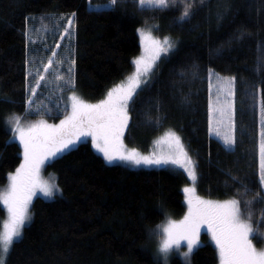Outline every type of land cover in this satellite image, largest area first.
I'll use <instances>...</instances> for the list:
<instances>
[{"label": "trees", "instance_id": "obj_1", "mask_svg": "<svg viewBox=\"0 0 264 264\" xmlns=\"http://www.w3.org/2000/svg\"><path fill=\"white\" fill-rule=\"evenodd\" d=\"M188 2L192 14L180 21L181 1L163 10H138L134 0H118L112 9L94 10L88 0H0V188L22 162L20 145L10 140L8 117L58 122L65 115L63 97H55L52 113L42 108L36 114L38 103L50 105L43 85L34 111L25 114L31 60L52 56L61 37L59 20L76 14L72 36L55 58L75 60L74 91L90 102L104 99L132 72L141 51L137 30L151 25L176 46L134 98L127 144L148 152L156 138L178 132L196 164L198 193L240 200L255 234L264 233L256 152L264 101V0ZM40 28L47 30L43 42L30 44L29 36ZM209 69L236 78L231 150L209 134ZM46 172L55 174L61 191L53 200H34L31 221L5 264H162L152 233L167 217L180 219L186 212L183 188L189 180L182 171L110 165L86 141L49 163ZM5 217L0 205V229ZM202 240L191 264H218L206 233ZM170 264L185 263L173 257Z\"/></svg>", "mask_w": 264, "mask_h": 264}, {"label": "snow or ice", "instance_id": "obj_2", "mask_svg": "<svg viewBox=\"0 0 264 264\" xmlns=\"http://www.w3.org/2000/svg\"><path fill=\"white\" fill-rule=\"evenodd\" d=\"M183 10L179 16L184 21L192 14L193 3L181 0ZM203 2V0H201ZM118 0H108L106 7L114 8ZM138 10L145 4L154 5L163 10L175 6L177 0H134ZM100 8V5L89 8ZM75 13L68 19V25L61 34L72 36L71 28L74 23ZM62 19V18H61ZM155 27V26H153ZM142 46V54L133 63L135 72L127 78V82H121L108 90L106 97L92 104L81 99L76 94L74 66L75 60H71L67 70V79L61 74L56 65H63V60H54L57 53L52 52L43 71L37 70L34 84L28 86L29 96L25 114L32 112L35 103L34 97L37 89L46 81V74H53L56 81H63L58 85L60 91L67 87L71 94L67 97L69 103L65 105L64 118L58 124H50L45 119H39L27 124L22 123L19 115H12L6 123L10 126L12 138L19 141L23 149V160L14 172L7 176L8 185L0 191V205L7 211V219L3 221L0 229V264H4V257L10 251L14 242L22 236L23 228L30 222V205L33 197L41 193L44 197L53 199L60 192L58 184L45 180L41 176V170L47 161L53 160L66 150L70 149L82 138H91V144L97 152L109 164L120 161L134 166L140 165H176L187 173L192 182L197 180L195 162L189 157L180 137L172 131L165 134L157 141L161 147L159 153L149 155L141 154L137 149H128L123 142L124 130L128 125V105L133 99L136 89L144 79L152 73L157 61L161 57H167L175 49V42L168 36L156 38L151 29L140 28L137 30ZM27 36L28 33L25 32ZM60 47L59 44L56 45ZM209 89L212 88L211 77L213 70H208ZM31 75V72L28 73ZM217 78V99L215 105L209 101V131L214 133L223 143L226 150H231L236 143L234 116L235 77ZM222 97V98H221ZM40 114V109H36ZM215 114V123L213 115ZM258 155V180L260 193H264V101L260 106V121L258 142L256 145ZM233 179H236L233 177ZM187 202V212L179 221L169 219L166 223L157 225L153 235L158 237L157 253L165 259L173 250H179L181 243L185 242L187 251L182 253L188 260L199 244L200 230L207 227L212 241L215 242L219 255V264H264V249L258 250L253 239L264 240V233L254 234L250 222L251 213L247 216L242 211L241 201L229 199L225 201H213L196 195L194 186L183 188ZM250 203V202H245Z\"/></svg>", "mask_w": 264, "mask_h": 264}, {"label": "rangeland", "instance_id": "obj_3", "mask_svg": "<svg viewBox=\"0 0 264 264\" xmlns=\"http://www.w3.org/2000/svg\"><path fill=\"white\" fill-rule=\"evenodd\" d=\"M180 1L181 0H177V3H180ZM89 3H91L93 6H95V5H100L101 7L100 8H95V7H93V8H90V9H94V10H100V9H107L108 7H106L107 6V4H108V0H88V6H89ZM176 3V4H177ZM171 7V6H170ZM144 8H155V6L154 5H150V4H145L144 5ZM157 9V8H156ZM68 19H69V17H67V18H62V19H60L59 21H61V23H62V29L60 30L61 31V34L63 33V31H64V27H66L67 25H68ZM141 28H144V29H151V31H152V34H153V36L154 37H156V38H160V37H158L156 34H155V32H154V29H153V27L151 26V25H145V26H142ZM52 32V31H51ZM71 32H72V28H71ZM47 33V30L46 29H39L35 34H32V35H30L29 36V43L30 44H38V43H42L43 42V35H45ZM139 34V33H138ZM66 38H69L67 35H65L64 36V38L62 39L61 37H60V40H59V42H58V44L61 46L62 45V43L64 44V42H65V39ZM139 39H140V37H139ZM140 44H141V42H140ZM59 49H60V47L59 48H57V47H55V52L56 53H58L59 52ZM52 54V53H51ZM142 54V46H141V51H140V54L138 55V56H140ZM137 56V57H138ZM51 57V56H50ZM136 57V58H137ZM49 58V57H48ZM48 58H46L45 60L43 59V58H41V57H37V58H33L31 61H32V64L30 65V69H29V72H31V75H29V79H30V82H29V86L30 85H32V84H34V77L36 76V74H37V70H39L40 72H42L43 71V64H46L47 63V61H48ZM136 58H134V60L136 59ZM162 58V57H161ZM53 59L54 60H60V59H56L55 57H53ZM61 60H63L64 61V63H63V65H56V64H54L53 65V67H55V68H57L58 69V71L61 73V74H63L64 75V78L65 79H67V75H68V73H67V70H68V68L70 67V62H71V59H68V58H61ZM133 60V61H134ZM160 61V60H159ZM159 61H157V64H158V62ZM156 64V65H157ZM156 67V66H155ZM154 67V68H155ZM154 70V69H153ZM135 72V64L133 63V69H132V72L122 81V82H127V78L129 77V76H131L133 73ZM153 72V71H152ZM213 73H214V75H212V77H211V83H212V88H211V90L209 89V98H211V101L213 102V105H215V102H216V99H217V88H216V84H217V78H216V75H215V73L216 72H214L213 71ZM219 74V73H218ZM49 75H51V77L50 78H46V81L45 82H42V85H43V91H45L47 94H48V97L50 98H48V101H49V103H50V105L47 103V102H45V101H43L42 103H38L39 104V109H42V108H44L45 109V111H48L49 113H52L53 111V109L55 108V107H53V105H55V104H58V101L55 99V97H58V98H60V97H63L64 99H65V102H66V104L67 103H69L68 102V100H67V97L71 94V92L70 91H67V89H63V91H60V89H59V87H58V85H63V81H56L55 80V78H54V75L53 74H51V73H49ZM219 76L220 77H233V76H228V75H222V74H219ZM150 77H151V73L147 76V77H145L144 79L146 80V83L150 80ZM210 82V81H209ZM146 83H141V85H140V87L139 88H137L136 89V92L134 93V96H133V99L129 102V105H128V112H129V121H128V125H127V127L125 128V130H124V134H123V137H122V139H123V142H124V144L126 145V147L128 148V149H132V148H135V149H137L141 154H143V155H149V154H151V153H153V152H157V153H159L160 152V150H161V147L157 144V141L158 140H160L161 138H163L164 136H165V134L167 133H165L164 135H162L161 137H159V138H156L154 141H153V144H152V148H151V150L150 151H148V152H145V151H143V150H140L139 148H137V147H133V146H130V145H128L127 144V142H126V134H127V132H128V129H129V126H130V123H131V113H130V109H131V105H132V103H133V101H134V98L136 97V95L138 94V92L146 85ZM39 89V88H38ZM38 89H37V91H38ZM236 91V90H235ZM76 94L78 95V96H80L77 92H76ZM37 96V95H36ZM35 96V97H36ZM81 97V96H80ZM222 98V97H221ZM34 99V98H33ZM81 99H83L82 97H81ZM84 100V99H83ZM35 101V100H34ZM84 101H86V100H84ZM86 102H88V103H92V104H95V103H97V102H90V101H86ZM35 103H36V101H35ZM34 103V104H35ZM52 105V106H51ZM34 106V105H33ZM32 111H34L33 109H32ZM10 117V116H9ZM8 117V118H9ZM22 118V117H21ZM64 117H62V119H63ZM39 119H45V120H47L48 121V123H50V124H58L59 123V121L58 122H53V121H51V120H49L48 118H45V117H41V118H37V119H34V120H28V119H25V118H22V123H24V124H27V123H29V122H34V121H36V120H39ZM215 119H216V116H215V114L213 115V121H214V123H215ZM8 120V119H7ZM233 120H234V124H235V96H234V116H233ZM7 126H8V128H9V130H10V126L7 124ZM172 132H175L179 137H180V139H181V143L184 145V148H185V150L187 151V153H188V155H189V157H191V159L194 161V159H193V157L191 156V154L189 153V151H188V149H187V146H186V144H185V142H184V139H183V137H182V135L181 134H179L178 132H176V131H173V130H171ZM169 132V131H168ZM209 134H210V136L211 137H213V138H215V139H218L219 140V138L214 134V133H210V131H209ZM10 140L11 141H14V142H17L18 144H19V141L18 140H16V139H13L12 138V134H11V137H10ZM86 141H90V143H91V138L90 137H88V138H82L79 142H77L74 146H72L70 149H68V150H66L63 154H65V153H67L68 151H70V150H72V149H74V148H76L79 144H81V143H83V142H86ZM220 141V140H219ZM221 142V141H220ZM222 143V142H221ZM223 144V143H222ZM20 145V144H19ZM92 145V144H91ZM235 146V145H234ZM234 146H233V148H234ZM21 147V149H22V146H20ZM93 148V147H92ZM232 148V149H233ZM94 149V148H93ZM95 150V152H97L96 151V149H94ZM22 153H23V149H22ZM99 155H101L102 157H103V155L101 154V153H99V152H97ZM63 154H60L58 157H60L61 155H63ZM58 157H56V158H58ZM56 158H54L53 160H55ZM22 160H23V155H22ZM53 160H50V161H47L46 162V164H45V166L42 168V170H41V176H42V178L43 179H45V180H48V181H50V182H53V183H56L57 184V179H56V176H55V174H53V173H47L46 172V166L49 164V163H51ZM195 162V161H194ZM106 163H108V162H106ZM109 164V163H108ZM110 165H123V166H126V167H129V168H132V169H161V168H174V169H177V170H180V171H182L186 176H187V178H188V180H189V184L187 185V186H193V183H194V186H195V188H196V195H198V196H200V197H202V198H204V199H208V200H213V201H225V200H217V199H213V198H209V197H204V196H201L199 193H198V189H197V180H198V173H197V180L195 181V182H192L191 180H190V178L188 177V175H187V173L186 172H184V170L182 169V168H179L178 166H176V165H172V164H167V165H162V166H157V165H151V166H147V165H140V166H134V165H132V164H128V163H124V162H120V161H115V162H113V163H111ZM196 165V164H195ZM196 172H197V168H196ZM7 185H8V181H7V183H6V185L5 186H3V187H1L0 188V191H3V190H5L6 189V187H7ZM59 194V192L58 193H56V195H58ZM56 195H55V197H56ZM38 197H41V198H43V199H45V200H47V201H50V200H53V199H49V198H46V197H44L41 193H37V195L36 196H34L33 197V201H32V204H33V202H34V200L36 199V198H38ZM184 197H185V194H184ZM230 199H236V198H230ZM227 200H229V199H227ZM32 204L30 205V215H31V207H32ZM185 206H186V212H187V202H186V200H185ZM3 207V206H2ZM4 208V207H3ZM5 209V208H4ZM5 211H6V209H5ZM186 212H185V214H186ZM184 214V215H185ZM183 218V217H182ZM182 218H180V219H175V218H171V217H167L166 219H165V221L163 222V223H161V224H164V223H166L167 222V220H169V219H172V220H177V221H179V220H181ZM5 219H7V211H6V217H5ZM4 219V220H5ZM3 220V221H4ZM31 221V220H30ZM250 222H251V224H252V226H253V230H254V234H255V227H254V221L252 220V217H251V219H250ZM30 222H28V223H26V225H25V227L29 224ZM160 224V225H161ZM2 225H3V222H2ZM1 229H2V227H1ZM24 229V228H23ZM203 233H206L207 234V236H208V241L210 242V243H212L214 246H215V242L214 241H212V239H211V235H210V233L208 232V230H207V227L206 226H203L202 228H201V230H200V244H199V246L200 245H202L203 244V240H202V234ZM22 234H23V231H22ZM22 237V236H21ZM20 237V238H21ZM20 238H18L16 241H18ZM15 241V242H16ZM259 241H261L259 244H257V241L255 240V239H253V243H254V245L257 247V249L258 250H260V249H264V240H259ZM157 243H158V237H156V236H154V244H155V250H156V252H157ZM198 246V247H199ZM197 247V248H198ZM216 247V246H215ZM196 248V249H197ZM196 249H194V251L196 250ZM11 250V249H10ZM184 251H187V247H186V243L185 242H182L181 243V246H180V249L177 251V250H173L170 254H169V256H168V258H167V262H166V264H170V260L173 258V257H178V258H180L185 264H191V257H192V254H193V252H192V254H191V256H190V258L188 259V260H185V258L182 256V253L184 252ZM10 252V251H9ZM9 252H8V254H9ZM155 252V253H156ZM218 252V251H217ZM8 254L3 258L4 259V264H5V262H6V259H7V256H8ZM156 255H157V258L161 261V263L162 264H165V259H164V257L162 256V255H160V254H158V253H156ZM219 256V255H218ZM219 264V263H218Z\"/></svg>", "mask_w": 264, "mask_h": 264}]
</instances>
